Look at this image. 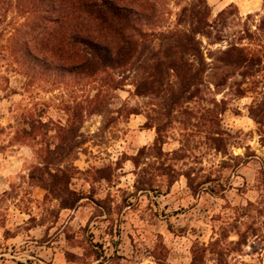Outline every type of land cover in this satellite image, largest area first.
I'll list each match as a JSON object with an SVG mask.
<instances>
[{
    "label": "rangeland",
    "instance_id": "obj_1",
    "mask_svg": "<svg viewBox=\"0 0 264 264\" xmlns=\"http://www.w3.org/2000/svg\"><path fill=\"white\" fill-rule=\"evenodd\" d=\"M22 8L0 0V264H264V0H153L144 55L202 18L189 91L57 68Z\"/></svg>",
    "mask_w": 264,
    "mask_h": 264
},
{
    "label": "trees",
    "instance_id": "obj_2",
    "mask_svg": "<svg viewBox=\"0 0 264 264\" xmlns=\"http://www.w3.org/2000/svg\"><path fill=\"white\" fill-rule=\"evenodd\" d=\"M15 2H21L25 14L31 15L35 34L29 40L30 47L36 52L43 51V57H48L50 63L56 60V67L69 73L95 74L109 67L136 65L133 67H137L138 71L144 69L149 79L157 80L161 70L165 69L180 79L183 91H189L200 82L205 72L206 62L196 39L201 30L194 27V24L202 22V18L194 9L184 8L182 11V16L184 14L189 20L187 31L172 33L169 39L175 38L173 42H162L148 56L144 55L148 32L142 29L139 20L143 16L149 17L146 12L152 9L153 0ZM144 81L143 76L136 81L140 94ZM179 96V93L174 96L169 94L166 101L171 103ZM61 191L67 197L73 194L66 187H62ZM76 199L73 203H64L63 208H73Z\"/></svg>",
    "mask_w": 264,
    "mask_h": 264
}]
</instances>
